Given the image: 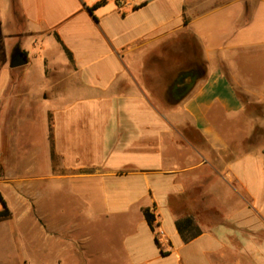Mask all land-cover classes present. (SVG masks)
Returning <instances> with one entry per match:
<instances>
[{"label": "crops", "instance_id": "0c3cea01", "mask_svg": "<svg viewBox=\"0 0 264 264\" xmlns=\"http://www.w3.org/2000/svg\"><path fill=\"white\" fill-rule=\"evenodd\" d=\"M99 1L0 0V122L22 105L14 98L26 95L20 86L33 68L23 69L15 87L11 41L42 55V77L58 45L72 92L62 91L49 109V178L84 183L88 210L99 207L88 224L119 233L120 256L89 251V231L77 238L83 251H40L38 263L264 264V149L237 153L222 167L214 162L252 132L246 102L264 103V0ZM194 64L201 72L187 91L156 98ZM187 124L213 152L195 148L191 165L178 141ZM0 166V185L24 202L36 179ZM0 193L10 211L0 216L1 229L17 218ZM185 216L201 233L183 242L174 222ZM55 230L40 231L41 241L58 243ZM18 252L17 262L31 263Z\"/></svg>", "mask_w": 264, "mask_h": 264}, {"label": "rangeland", "instance_id": "374dc122", "mask_svg": "<svg viewBox=\"0 0 264 264\" xmlns=\"http://www.w3.org/2000/svg\"><path fill=\"white\" fill-rule=\"evenodd\" d=\"M14 41H11V51L16 45ZM51 46L53 49L49 51L50 60L46 65L51 72L46 77H42V55L34 58L32 48L27 55L28 62L25 65L10 68L13 83L17 87L19 74L29 65L33 67L24 80L25 84L20 86V89L25 88L26 95L14 98L22 100L20 102L22 105L17 109L18 103L15 100L13 103L14 105L16 103L15 107L6 112L5 124L0 122V164L8 175H16L25 170L36 181L26 186L24 202L20 193L10 192L5 185L4 187L0 185L3 195L9 198L13 217L17 218L13 224L7 223L0 229V264H20L17 262L20 255L18 251L31 260L29 264H39L40 251H51L50 257L55 251L79 253L83 249L77 238L84 237L89 231L92 235L88 242L89 251H105L106 248V251L110 253L121 255L118 232L106 234L105 229H100L101 224L96 222L92 225L88 224V217L93 212H98L99 207L88 210L85 204L88 190L84 188V183L72 181L61 184L49 178V109L55 105L62 91L70 90L68 87L70 81L65 78V68L61 67L62 51L58 45ZM177 57L178 55L175 54L170 55L169 61ZM55 66L57 70L54 71ZM148 68L151 69V65H148ZM161 68L166 67L163 65ZM147 84H151V79H147ZM156 91L160 93L161 89ZM156 98L172 100L167 93L159 94ZM246 111L253 116L252 132L241 140L238 148H233L232 152L223 153L222 157L219 156L218 160L214 161L218 167H222L225 159L237 153L264 149V103L246 102ZM181 132L186 139L181 136L178 137V141L182 149L188 153V165L195 162L190 158L195 148H202L209 154L213 153L190 124L182 127ZM40 178L47 179L40 180ZM24 216L25 218L18 221ZM11 228H15V235L11 232ZM54 228L58 243L49 240L41 241L40 231L47 235L54 234ZM74 257L77 258L76 255Z\"/></svg>", "mask_w": 264, "mask_h": 264}, {"label": "trees", "instance_id": "16d2710c", "mask_svg": "<svg viewBox=\"0 0 264 264\" xmlns=\"http://www.w3.org/2000/svg\"><path fill=\"white\" fill-rule=\"evenodd\" d=\"M102 2H103V0L99 1L96 5H99ZM63 48H64L69 60L72 61L73 57H72L71 52L65 46H63ZM242 99L244 100V98H242ZM49 129H50V125H49ZM0 204L2 206V209H0V216L9 215L10 214L9 208L7 206L5 199L1 195V193H0ZM143 214H144V217H145L147 223L149 224L150 228L154 230L155 229V224H154L155 215H154V213L150 210V208L147 207V208L143 209ZM174 223L176 225V228H177L179 234L181 235V237L183 239V242L189 241L190 239L196 237L197 235H199L201 233V229L195 224V222L191 216H185L182 218H178ZM157 243H158V241H157Z\"/></svg>", "mask_w": 264, "mask_h": 264}, {"label": "flooded vegetation", "instance_id": "af4514ba", "mask_svg": "<svg viewBox=\"0 0 264 264\" xmlns=\"http://www.w3.org/2000/svg\"><path fill=\"white\" fill-rule=\"evenodd\" d=\"M201 66L199 64H194L188 68V70H181L178 75L172 79L167 91H165L170 98H175L177 95L181 94L185 87H188L191 81L196 75L201 71Z\"/></svg>", "mask_w": 264, "mask_h": 264}, {"label": "water", "instance_id": "95a60500", "mask_svg": "<svg viewBox=\"0 0 264 264\" xmlns=\"http://www.w3.org/2000/svg\"><path fill=\"white\" fill-rule=\"evenodd\" d=\"M27 62H28L27 54L20 48L18 44L15 45L9 55V67L10 68L20 67L25 65ZM189 86L185 87L182 90V92L187 91Z\"/></svg>", "mask_w": 264, "mask_h": 264}, {"label": "built area", "instance_id": "2783aa9c", "mask_svg": "<svg viewBox=\"0 0 264 264\" xmlns=\"http://www.w3.org/2000/svg\"><path fill=\"white\" fill-rule=\"evenodd\" d=\"M155 230V234H156V236H157V238L159 237V235H160V233H159V231H156V228L154 229ZM158 241V240H157Z\"/></svg>", "mask_w": 264, "mask_h": 264}]
</instances>
